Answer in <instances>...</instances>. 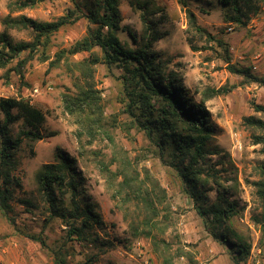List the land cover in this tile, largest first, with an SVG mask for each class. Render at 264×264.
Returning <instances> with one entry per match:
<instances>
[{
	"label": "rangeland",
	"instance_id": "rangeland-1",
	"mask_svg": "<svg viewBox=\"0 0 264 264\" xmlns=\"http://www.w3.org/2000/svg\"><path fill=\"white\" fill-rule=\"evenodd\" d=\"M14 1L0 0V34L5 30L2 22L7 16L50 23L75 8L72 0H42L17 11ZM131 2L136 5V0H119L121 29L117 36L128 47L136 48L143 26L141 12ZM139 3H147L149 20L164 35L153 50L165 61L166 70L180 80L191 99L200 101L207 89L224 90L205 102L208 122L215 131L212 143L221 151L212 157L210 164L218 171L229 199L243 209L231 219L229 226L250 243V256L236 263L225 246L206 232L175 172L167 167L159 150L126 112L123 70L118 66L109 68L100 61L90 66L91 79L86 81L82 76L78 65L90 60L92 54L101 59V53L97 48L74 55L67 53L91 27L86 18L80 17L51 35L45 45L38 46V51L26 63L23 79L11 70L17 60L5 69L0 68V99L28 101L45 115L43 134H55L35 142L23 140L15 153L18 165L12 173L13 211L8 216L13 222L0 210V264H55L56 254L67 255L69 264H264V210L254 186L263 179L260 166L264 154L262 146L254 145L251 140L254 131L242 122L248 116L263 118L254 112L252 103L264 104V83L258 82L264 81V0H254L258 12L248 20L243 19L244 24L230 22L225 14L234 13L218 0L193 1L190 9L196 15L197 24L211 39L187 31L185 14L176 0H139ZM6 31L14 42L32 41L33 35L27 29ZM130 35L136 37V42ZM217 41L224 46L219 47ZM191 45L200 50L192 51ZM61 51L66 52L62 60L51 65ZM20 57H27V53ZM227 61L237 69H249V74L258 81L230 73L226 69ZM86 83L96 91L99 120L94 115L88 121L81 112L86 108H72L74 112L70 113L64 106L63 97L77 96V87L88 86ZM9 129L10 136L16 138L24 127L18 121ZM58 151L75 160L81 197L95 205L103 222L86 235L89 242L71 241L62 220L49 218L47 203L38 192L36 173L42 165L55 163ZM125 158L131 172L140 179L148 173L167 196L168 220L163 221L167 228L158 238L165 245L159 244L156 253L149 240L130 235L128 225L141 215L139 208L135 203L124 205L120 200H112L106 177L99 167L103 162L111 172L118 173ZM208 197V203H212L216 199L215 191L209 192ZM30 236L44 245L30 240ZM93 239L97 240L95 244L91 242Z\"/></svg>",
	"mask_w": 264,
	"mask_h": 264
},
{
	"label": "trees",
	"instance_id": "trees-1",
	"mask_svg": "<svg viewBox=\"0 0 264 264\" xmlns=\"http://www.w3.org/2000/svg\"><path fill=\"white\" fill-rule=\"evenodd\" d=\"M40 1L42 0H15L14 10L20 11L33 7ZM176 1L185 14L187 31L199 36L205 35L207 39H211L210 34L197 24L196 15L190 9L193 1L200 3V0ZM72 2L75 8L55 22L39 23L24 16L5 17L2 22L5 30L0 34V68L5 69L17 60L11 70L23 79L26 63L38 51V46L45 45L44 42H47L50 36L63 26L72 24L80 17L86 18L91 27L67 53L74 55L97 48L101 53V59L92 54L90 60L79 64L78 69L82 76L86 78V81L91 79L90 66L100 61L109 68L118 66L123 70L121 79L127 100L126 112L134 118L136 126L144 133L147 140L159 150L167 167L175 172L182 184L183 193L201 217L206 232L217 243L225 246L236 263L246 261L250 256L251 245L243 235L229 226L231 219L243 209L238 207L235 200L229 199L227 190L220 182L218 171L210 164L212 157L219 155L221 151L212 143L215 131L208 122L209 113L205 102L224 93V90L207 89L204 98L200 101L195 102L191 99L180 80L173 72L166 70L165 61H162L159 54L153 50L154 44L164 35L158 31L157 24L149 20L150 13L147 3L140 5L139 0H136L135 5L131 2L132 6H138L143 26L137 47L131 48L120 41L117 36V32L121 29L119 0H93L91 2L72 0ZM218 2L226 10L234 13L228 16L226 12L225 17L237 24H244L243 19L248 20L251 15L258 12L254 0H218ZM9 29L29 30L33 35L32 41L14 42L7 34L6 30ZM130 36L136 42V37ZM217 44L219 47L224 46L220 41H217ZM191 50L198 51L200 48L191 45ZM224 51L228 54L226 47ZM26 53L27 57L21 59L20 55ZM65 53V51L57 53L51 65L59 64ZM226 69L232 74H240L245 78L258 81L249 74V69H237L230 65L229 61H227ZM258 82L264 83L261 80ZM86 84L88 86L79 85L77 87V96L65 95L63 97L64 106L70 113L74 112L72 108H86L81 112L88 121L94 115L99 120L101 112L96 91L88 83ZM252 107L254 112L261 114L263 118L248 116L244 117L242 122L246 128L254 131L251 140L254 145L262 146L261 152L264 154V104L252 103ZM0 113L2 114V121H0V210L8 217L13 211L10 204L13 201L12 173L18 165L15 153L23 140L35 142L46 137H53L55 134L50 133L47 136L43 134L44 113L24 99H0ZM18 121L22 122L24 129L16 138H12L9 127ZM93 121L94 119L91 123ZM55 157V163L42 165L36 173L38 192L47 203L49 218L62 220L67 230V237L71 241L89 242L86 235L91 234L94 228L101 227L103 222L95 211V205L85 200L84 196L81 197L75 160L61 151H58ZM122 164L118 173L111 172L108 165L103 162L99 163V167L106 177L112 200L117 202L120 200L124 205L135 203L136 208H139L141 215H137L129 222L130 235L133 238L149 240L156 253L159 244L165 245L164 241L158 238L165 233L167 228L163 224V221L168 220L165 215L168 210L166 193L158 181L148 173L140 179L137 174L131 172L127 158L122 159ZM260 170L263 179L255 182L254 186L264 210V161ZM213 191L216 193V199L208 203V193ZM20 202L29 204L28 201ZM8 219L13 222L9 217ZM262 228L264 231V225ZM29 238L44 245L34 236ZM91 242L95 244L97 240L93 239ZM108 244L111 246V243ZM67 258V255L56 254L55 264H69Z\"/></svg>",
	"mask_w": 264,
	"mask_h": 264
}]
</instances>
